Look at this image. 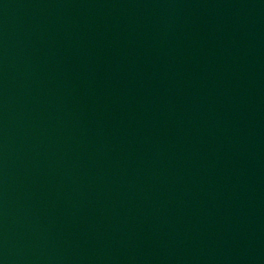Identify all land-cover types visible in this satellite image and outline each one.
Segmentation results:
<instances>
[{
  "label": "water",
  "instance_id": "1",
  "mask_svg": "<svg viewBox=\"0 0 264 264\" xmlns=\"http://www.w3.org/2000/svg\"><path fill=\"white\" fill-rule=\"evenodd\" d=\"M0 264H171L86 0H0Z\"/></svg>",
  "mask_w": 264,
  "mask_h": 264
}]
</instances>
